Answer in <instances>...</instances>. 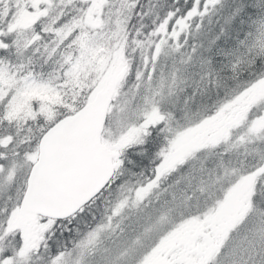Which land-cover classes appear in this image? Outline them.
I'll return each instance as SVG.
<instances>
[{
	"label": "snow or ice",
	"instance_id": "snow-or-ice-1",
	"mask_svg": "<svg viewBox=\"0 0 264 264\" xmlns=\"http://www.w3.org/2000/svg\"><path fill=\"white\" fill-rule=\"evenodd\" d=\"M0 264H264V0H0Z\"/></svg>",
	"mask_w": 264,
	"mask_h": 264
}]
</instances>
